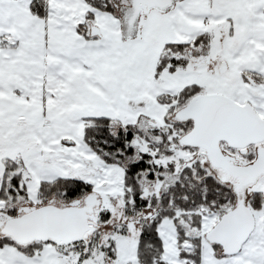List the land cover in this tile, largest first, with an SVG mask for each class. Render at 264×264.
Instances as JSON below:
<instances>
[{"label": "snow or ice", "instance_id": "snow-or-ice-1", "mask_svg": "<svg viewBox=\"0 0 264 264\" xmlns=\"http://www.w3.org/2000/svg\"><path fill=\"white\" fill-rule=\"evenodd\" d=\"M0 264H264V0H0Z\"/></svg>", "mask_w": 264, "mask_h": 264}]
</instances>
